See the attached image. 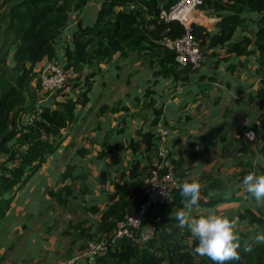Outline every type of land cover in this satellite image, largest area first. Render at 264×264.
I'll return each instance as SVG.
<instances>
[{"label": "trees", "instance_id": "obj_1", "mask_svg": "<svg viewBox=\"0 0 264 264\" xmlns=\"http://www.w3.org/2000/svg\"><path fill=\"white\" fill-rule=\"evenodd\" d=\"M101 1L95 25L80 26L73 34V47L65 49L63 66L58 60L56 40L62 36L71 15L82 12L91 0H0V221L8 216L19 193L48 160L66 147L69 138L65 133L77 126L80 111L90 104V94L105 73L104 65L110 64L116 56L123 59L133 54L138 59L156 61L165 69L166 66L181 68L182 72L178 70L171 76L178 80L182 74L189 76L193 71L191 66L182 67L176 54L163 45L164 41L178 40L185 34L179 22H166L160 18L163 10H169L179 0ZM201 8L208 11L209 18L218 20V30L214 34L206 25L192 27L202 54L222 47L226 48L227 54L239 58L256 57L259 89L256 97L251 94L247 100L263 111L264 0H205ZM248 13L260 15L254 24L256 30L249 27L248 19L244 17ZM44 61H59L67 75V82L53 97L52 105L40 104L37 98L42 92L37 66ZM106 112L107 107H102L101 113ZM261 121V126L249 130L256 134L257 142L261 144L257 170L259 167L264 173V114ZM152 124L156 128L158 120ZM136 136L138 140H132L128 148L122 143L116 146L120 153L113 164L117 167L124 162L122 154L128 152L127 149L132 155H149L150 165H144L136 158L128 161L126 168L115 171L110 179L112 191L107 194L105 207L92 210L100 215L97 224L90 226L84 220L72 222L64 234L72 233L74 243L85 242L80 251L89 242L105 241L107 250L94 264H214L210 258L194 252L197 241L191 238L187 228L178 226L175 213L184 202L179 188L174 190L169 203L150 209L149 221L159 220L152 240L142 248L126 238L112 242L125 215L145 202V178L155 168L152 158L157 157L159 134L138 130ZM245 142L240 150L245 154L241 160L247 165L252 164L251 158L254 160L255 154ZM90 153L86 147L77 149L81 158ZM170 160L177 174L183 170V160L172 157ZM67 177L64 175L63 179ZM70 178L74 179L72 175ZM180 178L185 179L184 176ZM198 181L207 200H199V206L205 212H193V215H206L213 210L237 220V232L241 237L240 259L227 264H264V243H254V237L264 233L261 208H244L234 210L237 211L234 215L226 214L218 207L240 201L235 194L226 193L228 186L220 187L226 183L219 184L220 180H213L209 174ZM207 181L208 186H205ZM88 189L85 184L83 190ZM72 191L69 186H63L59 190H47V195L65 205L69 203ZM215 191L218 193L211 195ZM252 199L257 206L259 202ZM245 241L253 245L252 251H244Z\"/></svg>", "mask_w": 264, "mask_h": 264}, {"label": "rangeland", "instance_id": "obj_2", "mask_svg": "<svg viewBox=\"0 0 264 264\" xmlns=\"http://www.w3.org/2000/svg\"><path fill=\"white\" fill-rule=\"evenodd\" d=\"M91 1V5L72 16L71 24H84L83 27L95 25L98 9L96 10L94 5L99 0ZM244 16L248 19L249 27L256 30L254 24L260 15L248 13ZM74 33L71 32V35H68L66 45H69ZM240 34L239 31L237 35ZM212 56V53L204 54L200 68L191 73V78L198 80L196 84H199L202 90L207 87L208 82L216 81V77L225 79L223 74L225 70H220L219 61L213 62ZM213 66L218 72L216 76H196L203 69H212ZM166 68L156 61L138 59L133 54L121 60L113 59L110 64L103 66L105 73L98 79V84L90 94V104L80 111L77 126L65 133L69 138L65 144L66 147H62L53 155L25 188L26 192L23 193L20 201L24 202L26 196H29V201L15 207L12 216H6L0 221V264L27 262L35 264L43 256H46L50 264H57L58 260L71 257L68 255L69 237L63 236V233L69 229L70 223L84 220L90 226H95L100 215L94 214L92 210L105 207L107 194L112 189L110 179L114 172L120 167L126 168L128 161L136 158L141 160L142 164L150 165L149 155H132L127 149L128 152L122 154L124 162L117 167L113 164L114 158L120 153L116 146L122 143L128 148L132 140H138L136 136L138 130L160 134L161 130L170 129L173 136L167 140L169 158L183 160L185 163L178 177L184 176L191 181L199 174L206 172L213 180H220L219 184L226 183L220 187L228 186L226 193L235 194L240 200L238 203H233L236 205L235 209H232L230 204H228L229 207H221L226 214L231 212L234 215L237 213L234 210L241 211L244 208L255 210L261 208L264 213V201L256 206L251 195L242 186L243 177L250 171H257V174L263 173L261 168L258 167L257 170L258 163L256 167L253 163L244 165L242 157L238 156L239 153H243L240 149L246 143L244 136L246 130L234 137L230 136L226 141L222 140L221 144L217 141L208 144V141L201 140L204 137L198 138L199 134L196 133L197 136H194L195 133H193L194 137L187 138L185 145L180 147L182 142H178L179 138L175 137L178 134L185 137L189 130L185 127L191 124H188V119L191 117L185 107L187 100L184 99L193 93V89L191 84L180 83L176 86L171 79L178 70L182 72L181 68L174 69L167 66ZM246 74L248 78L245 80L243 91L249 90L245 93L247 98L252 91L254 92L252 95L256 97L255 92L259 89L257 75L255 72ZM184 76L185 74H182V79ZM227 89L231 90L228 86ZM56 94L57 92L51 95L39 92L37 98L40 104L52 105ZM231 94L233 96V93ZM241 99L235 100L238 105ZM243 101L246 102V100ZM102 107H107V112L104 114L101 113ZM198 110L200 111V108ZM198 115L194 114L195 119ZM251 117L256 118V114ZM156 120H158V126L155 128L152 122ZM245 120L248 121V118ZM235 138L240 140L238 145L233 141ZM72 144L74 146H71ZM255 144L259 149L258 142ZM82 147L88 148L91 152L86 158H81L77 154V149ZM253 152L256 158L259 151L253 150ZM158 160L157 157L152 158V165H155ZM252 161L253 158H251ZM77 174L86 178L79 179ZM64 175L69 177L63 179ZM71 175L73 180L70 178ZM180 182H183L181 178ZM85 184L89 187L88 192L83 190ZM63 186L73 189L69 203L65 205H60L45 193L46 190H59ZM216 193L218 192L215 191L214 194ZM200 200H204L202 193ZM199 208L203 210V207L199 205L194 207L195 210ZM43 248L50 252L55 250L58 252L43 255Z\"/></svg>", "mask_w": 264, "mask_h": 264}, {"label": "crops", "instance_id": "obj_3", "mask_svg": "<svg viewBox=\"0 0 264 264\" xmlns=\"http://www.w3.org/2000/svg\"><path fill=\"white\" fill-rule=\"evenodd\" d=\"M101 0L96 1V4L94 5L95 9L99 10ZM92 1L90 2L89 5H91ZM201 11L207 16V22L212 23L207 26V29L210 31L211 34H214L217 32L218 28L216 23L218 22L217 19H211L208 17V11L202 10ZM77 13H73L71 15V19L69 24L65 27L62 36L56 40V49H57V56L60 64H63V58L65 55V49L70 46L73 47L72 44V38L69 41V45L65 44L66 39L68 38V35H71V32L74 33L75 30L78 29V26H82L84 24H71L72 21V16L76 15ZM245 17V16H244ZM61 40V41H60ZM208 53H212V61L213 62H218L220 64V70H225L223 72L225 79L222 77H216V81L208 82L207 87H205L203 90L200 88L199 84H196L198 80L192 79V74L185 75L180 80L171 77V79L174 81L175 85L178 86L180 83H183V85L191 84L193 93L188 95L184 100H187L186 102V109L188 110V115L191 117L188 119V125L187 129H189L186 133L185 137H182L180 134L176 135L175 138H179L178 142H182L180 144V147L182 145H185L186 139L187 138H193L194 136H197L196 133L199 134L198 138L204 137L201 140L208 141V144L217 141V143L221 144L222 140L226 141L230 136H235L236 134H240L243 130H249L252 129L253 126H261L262 121H261V116L264 114V109L263 111L257 109L255 106H252L251 104L248 103V98L247 95L245 94L247 91H243L245 89V80L248 78L247 72H255L257 75V65L255 64V59L256 57L254 56H249V57H237L232 54H227L226 48L219 47L217 49H214V51H210ZM132 55V54H131ZM117 60H121L120 57L116 56ZM39 64L37 66V70L41 68V66L45 63ZM216 66V65H215ZM215 66H213L212 69H203L202 72L197 74L196 76H208V77H214L217 75L218 72L215 70ZM241 75L240 78H238ZM250 78V76H249ZM258 78V76H257ZM182 80L184 82H182ZM187 80V81H186ZM226 84L224 86V84ZM216 83L219 84V86L216 85ZM209 85V86H208ZM252 85V84H251ZM212 89H211V87ZM227 86L231 89L228 91ZM254 87V86H253ZM242 90V91H241ZM257 91V90H256ZM233 93V96L232 94ZM257 94V92H255ZM252 94L254 92L252 91ZM242 98L239 105L236 103L235 100ZM243 100H246L243 101ZM40 102V101H39ZM200 108V111L197 109ZM240 108V110H238ZM244 109H247V111H244ZM194 114H199L198 117H196ZM256 114V118H252L251 115ZM257 115H260L257 117ZM193 118V119H192ZM248 118V121L245 120ZM148 132V131H146ZM193 133L195 135L193 136ZM173 136L172 131L170 138ZM181 137V138H180ZM238 137V136H237ZM197 139V138H196ZM176 140V139H175ZM200 140V139H199ZM233 141L238 145L239 144V138L233 139ZM238 141V142H236ZM216 143V142H215ZM175 145V143H173ZM232 145V144H231ZM250 146V145H249ZM251 147V146H250ZM245 157V154H244ZM207 175V173L199 174L195 180H198L202 177ZM184 180H189L184 177ZM183 180V181H184ZM194 180V179H193ZM31 183V182H30ZM29 183V184H30ZM28 184V185H29ZM27 185V186H28ZM26 186V187H27ZM208 186V181L206 182V185ZM112 191V189L110 190ZM26 192L24 189L21 191L16 198V200L13 203L12 210L8 214V216H12L14 210L21 205L22 203H27L29 201V196H26L24 202L20 201L21 198L23 197V193ZM47 195V190L45 191ZM110 193V192H109ZM217 194V193H216ZM211 195H214L211 194ZM48 196V195H47ZM207 197H204V200L206 201ZM226 206H220L218 207L221 210V207H229V205L224 204ZM236 206L235 204H230V207ZM16 207V208H15ZM103 209V208H100ZM201 208L195 210L197 213L205 212L204 208L203 210H200ZM18 211V210H17ZM67 231V230H66ZM72 233L67 232L66 234L63 233V236L69 239V247H68V253L71 254V256L76 255L82 246H84L85 242L84 241H79L74 243L73 237L70 235ZM57 248V247H56ZM58 250H55V252H50L48 249L43 248L42 253L43 255L46 254H57ZM68 254V255H69ZM70 256V255H69ZM70 258V257H69ZM68 259V258H67ZM63 259V260H67ZM62 261L58 260L57 264ZM28 263V262H27ZM25 263V264H27ZM51 262L47 261L46 256L40 257L35 264H50ZM78 264H87L86 261L79 262Z\"/></svg>", "mask_w": 264, "mask_h": 264}, {"label": "built area", "instance_id": "obj_4", "mask_svg": "<svg viewBox=\"0 0 264 264\" xmlns=\"http://www.w3.org/2000/svg\"><path fill=\"white\" fill-rule=\"evenodd\" d=\"M205 0H179L169 10H163L160 18L164 21H177L185 29V34L178 40H166L163 45L169 51L177 56V62L182 67L191 66L192 70L200 68L204 59L200 44L193 35L192 27L195 24L208 25L207 16L201 11V6ZM67 82V75L62 65L54 61H46L40 68L39 83L41 91L46 94H53L63 88ZM219 86L218 83H216ZM253 133L252 138L246 134ZM171 135L170 129L161 130L158 136V162L155 168L145 178V202L130 210L122 222L118 224L115 236L112 240L126 238L134 242L136 246L142 248L155 236V224L158 219L149 221L148 213L150 209L160 207L170 202L175 189L181 184L175 167L172 165L167 150V140ZM246 141L252 147V150H258L257 137L252 130L244 132ZM259 144V143H258ZM260 145V144H259ZM259 147V146H258ZM259 151V150H258ZM244 157L243 153L238 154ZM255 160V163L253 162ZM252 161L253 165L259 160V152ZM107 250L105 241H92L86 247L79 251L72 258L62 260L58 264H78L86 261L87 264H94L98 256L104 254Z\"/></svg>", "mask_w": 264, "mask_h": 264}, {"label": "clouds", "instance_id": "obj_5", "mask_svg": "<svg viewBox=\"0 0 264 264\" xmlns=\"http://www.w3.org/2000/svg\"><path fill=\"white\" fill-rule=\"evenodd\" d=\"M246 135L252 138L253 133ZM242 186L257 202L264 201V173L250 171L243 177ZM179 189L184 202L183 207L175 213V219L178 226L187 228L191 238L197 241L194 252L201 257L210 258L214 264L238 261L241 237L237 232V220L229 219L213 210H209L206 215H193L194 207L199 205L200 200L201 184L198 180H185L179 185ZM254 243H264V233L257 234ZM252 248V244L244 242L245 252L252 251Z\"/></svg>", "mask_w": 264, "mask_h": 264}]
</instances>
